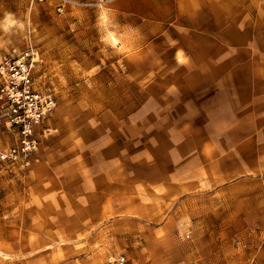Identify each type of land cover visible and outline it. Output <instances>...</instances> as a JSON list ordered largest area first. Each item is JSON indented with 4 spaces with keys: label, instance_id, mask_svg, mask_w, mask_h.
<instances>
[{
    "label": "rangeland",
    "instance_id": "rangeland-1",
    "mask_svg": "<svg viewBox=\"0 0 264 264\" xmlns=\"http://www.w3.org/2000/svg\"><path fill=\"white\" fill-rule=\"evenodd\" d=\"M188 1L0 0V50L32 49L33 86L54 101L31 165L0 177V264H264V141L261 172L241 185L227 153L243 129L223 119L199 115L197 141L154 151L179 127L159 125L181 112L171 91L191 96ZM190 157L203 178L177 194L169 172ZM68 161L75 189L60 185Z\"/></svg>",
    "mask_w": 264,
    "mask_h": 264
},
{
    "label": "crops",
    "instance_id": "crops-1",
    "mask_svg": "<svg viewBox=\"0 0 264 264\" xmlns=\"http://www.w3.org/2000/svg\"><path fill=\"white\" fill-rule=\"evenodd\" d=\"M188 3L191 8L187 20L197 24L187 27L185 44L189 49L179 64L186 67L181 76L191 96L183 98L177 86L167 97L166 101H179V117L161 116L167 102L157 101L159 106L148 117L161 116L159 125L169 120L179 127L160 143L155 140L154 151L161 148L174 155L178 149H186L188 143L197 141L193 124L199 115L210 120L223 119L231 129L238 126L243 129V136L227 154L235 158V168L241 173L237 184L251 182V174L262 170L263 148L259 143L264 141V0H190ZM205 145H208L205 140L198 145L199 152L206 154ZM74 146L77 150V142ZM192 161V157L185 159L169 172L171 189L177 194L186 195L198 186V181L193 182V174L198 180L203 178L200 169L191 168ZM203 168L204 174L208 173L207 184L210 178L215 181L212 175L220 173L215 166ZM66 170L65 182L60 185L75 189L77 168L68 161Z\"/></svg>",
    "mask_w": 264,
    "mask_h": 264
},
{
    "label": "built area",
    "instance_id": "built-area-1",
    "mask_svg": "<svg viewBox=\"0 0 264 264\" xmlns=\"http://www.w3.org/2000/svg\"><path fill=\"white\" fill-rule=\"evenodd\" d=\"M35 56L32 49L18 54L0 50V177L31 165L39 146L38 131L54 107L53 99L33 86ZM106 264H126L125 256L109 258Z\"/></svg>",
    "mask_w": 264,
    "mask_h": 264
}]
</instances>
